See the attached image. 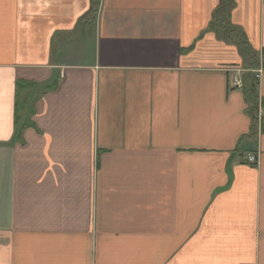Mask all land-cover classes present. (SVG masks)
Wrapping results in <instances>:
<instances>
[{
    "label": "crops",
    "instance_id": "1",
    "mask_svg": "<svg viewBox=\"0 0 264 264\" xmlns=\"http://www.w3.org/2000/svg\"><path fill=\"white\" fill-rule=\"evenodd\" d=\"M232 2L255 134L221 0H0V264H264V0Z\"/></svg>",
    "mask_w": 264,
    "mask_h": 264
},
{
    "label": "trees",
    "instance_id": "2",
    "mask_svg": "<svg viewBox=\"0 0 264 264\" xmlns=\"http://www.w3.org/2000/svg\"><path fill=\"white\" fill-rule=\"evenodd\" d=\"M233 7L232 0H221L220 5L215 9L212 17V27L222 33H226L228 40H235L242 57V91L249 103V114L253 121V133L257 131L258 120V78L256 70L258 69V55L246 44L241 31L228 23V16ZM97 9V2L93 1L88 14L84 19L94 20ZM264 133V126H263Z\"/></svg>",
    "mask_w": 264,
    "mask_h": 264
},
{
    "label": "built area",
    "instance_id": "3",
    "mask_svg": "<svg viewBox=\"0 0 264 264\" xmlns=\"http://www.w3.org/2000/svg\"><path fill=\"white\" fill-rule=\"evenodd\" d=\"M256 75H258L256 73ZM240 74H234L231 76L230 78V88L231 89H237V90H241L242 89V81L240 80ZM258 78V76H257ZM257 158L254 155H249L247 158V164L254 166L257 164Z\"/></svg>",
    "mask_w": 264,
    "mask_h": 264
}]
</instances>
